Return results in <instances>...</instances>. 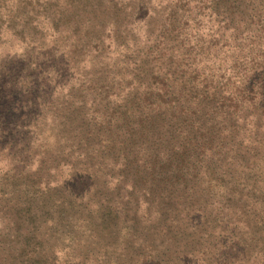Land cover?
Returning <instances> with one entry per match:
<instances>
[{
  "label": "rangeland",
  "instance_id": "rangeland-1",
  "mask_svg": "<svg viewBox=\"0 0 264 264\" xmlns=\"http://www.w3.org/2000/svg\"><path fill=\"white\" fill-rule=\"evenodd\" d=\"M0 264H264V0H0Z\"/></svg>",
  "mask_w": 264,
  "mask_h": 264
}]
</instances>
